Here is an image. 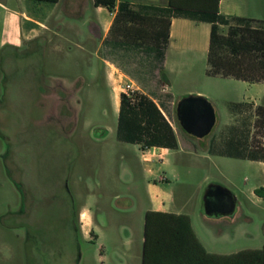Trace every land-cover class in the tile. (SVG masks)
<instances>
[{
	"label": "rangeland",
	"instance_id": "rangeland-1",
	"mask_svg": "<svg viewBox=\"0 0 264 264\" xmlns=\"http://www.w3.org/2000/svg\"><path fill=\"white\" fill-rule=\"evenodd\" d=\"M47 3L52 29H42L19 48H0V264H144L146 212L154 204L150 181L159 171L152 173L140 146L118 139L116 93L132 83L165 99L170 119L187 131L179 102L168 96L165 67L155 51L115 45L113 39L102 47L88 21L71 23L62 3ZM252 12L253 25L264 27V0ZM100 15L90 4L85 18ZM4 23L0 6V36ZM208 69L204 59L174 79L178 98L205 94L214 103L218 121L209 135L231 122V107L242 115L247 105L254 111V99L264 105V83L213 77ZM259 118L258 110L249 123L244 118L254 145L264 144ZM218 159L184 171L192 183L171 176L173 186L190 198L184 210L196 213L201 235L215 252L263 247L264 196L256 188L264 185V163ZM217 182L233 190L239 209L222 221L198 219ZM83 208L104 225L90 233L82 229Z\"/></svg>",
	"mask_w": 264,
	"mask_h": 264
},
{
	"label": "trees",
	"instance_id": "trees-1",
	"mask_svg": "<svg viewBox=\"0 0 264 264\" xmlns=\"http://www.w3.org/2000/svg\"><path fill=\"white\" fill-rule=\"evenodd\" d=\"M94 2L110 10H115L117 4V0ZM220 4L221 0H170L167 6L143 4L137 8L131 1L121 0L107 40L113 39L115 45L131 43L150 48L164 64L173 17L207 20L213 23L208 73L253 82L264 81V27L253 25L255 19L251 17L227 16L221 12ZM223 25L228 26L227 31H224ZM162 104L167 108L165 99ZM257 110L260 114L258 120L263 127L264 105H259ZM117 136L121 140L142 143L144 148L180 145L177 132L165 111L155 97L144 91L138 92L134 98L122 92ZM245 156L264 158V144H253L250 153ZM256 191L264 196V185ZM143 262L264 264V246L229 253L215 252L204 244L189 213L149 209L146 214Z\"/></svg>",
	"mask_w": 264,
	"mask_h": 264
},
{
	"label": "crops",
	"instance_id": "crops-1",
	"mask_svg": "<svg viewBox=\"0 0 264 264\" xmlns=\"http://www.w3.org/2000/svg\"><path fill=\"white\" fill-rule=\"evenodd\" d=\"M120 1L121 0H117L115 10H110L105 5H96L94 0H58L57 2L52 3L54 5L63 4L70 17L69 21L71 23H73L77 18H82L83 22L88 21L91 26L90 35L94 38H99L101 40V46L103 47L107 42V38L111 34V27ZM129 1H131L132 5L137 8L143 4L167 6L170 3V0ZM47 2L50 1L0 0V6L5 9V27L0 36V48L4 46L19 48L25 41L38 36L42 29H52L48 20L50 15H52V10L46 9L49 4ZM256 2L257 5H261L263 0H221V12L229 17L246 16L256 18L257 14L252 12V8L255 6ZM90 4H93L97 11L101 14L97 19L89 20L85 18ZM226 28L228 30V26L223 25L224 31H226ZM212 31L213 23L210 21L185 16L173 17L171 37L166 50L164 63L166 72L165 84L167 86L165 89L168 91V95H172V103L176 104V102H179V100L184 96L181 94L178 98L176 94L177 84L174 79V74H186L191 71V67H195L198 62L204 59H207L209 62ZM77 45L82 49L84 48L82 43H78ZM106 61L108 60L106 59ZM210 75L218 78L226 77L223 75ZM240 80L250 82L253 85L264 83V81L253 82L245 79ZM198 91L205 92L203 89H199ZM206 93L208 92L206 91ZM121 94L122 91H119L118 94L116 93L119 99L117 103H121ZM208 94L211 95L210 93ZM155 99L161 105L167 117L172 122L177 132L180 145L178 147L153 145L151 147L144 148L143 144L139 142L126 140L122 141L135 143L140 146L143 150L144 160L150 163V170L152 173L159 171L157 179L150 181V189L153 195L154 204L149 209L189 213L192 216L193 225L198 235L208 247L205 239L201 235L200 229L198 228L196 213L184 210L190 200L187 195V191L185 193H180V191L173 186V179L171 176L180 182L183 181L185 183H192V180L189 177L183 176L184 171L191 173L199 166L209 167L216 164L219 160L218 158L222 156L244 158L264 163L263 157L252 158L250 156H245V154L248 155L250 153V150L253 147V134L250 133V127L248 125L247 127L243 126L245 117L248 119V123L250 122L251 113H253L254 117H256L257 106L261 104V100L254 99V111H252L250 105H247L248 107L243 109L242 115H239V111H237L235 107H231V122L223 126V129H220V133L216 132L214 135L208 134L204 137H196V135L191 134L188 131H183L181 128L177 127V125L170 119L162 102H160L156 97ZM240 120H242V122ZM199 141L205 144L203 149L199 146ZM236 198L239 209L240 200L237 195ZM80 214L82 229H85L87 233H90V228L96 225H104L103 223L97 222L91 211L87 208L81 209ZM209 214L211 213L206 210V213L199 215L198 219L199 217L209 219L208 216H214L213 218H215V220L222 221L226 218L225 216H228V213ZM208 249L210 248L208 247Z\"/></svg>",
	"mask_w": 264,
	"mask_h": 264
},
{
	"label": "water",
	"instance_id": "water-1",
	"mask_svg": "<svg viewBox=\"0 0 264 264\" xmlns=\"http://www.w3.org/2000/svg\"><path fill=\"white\" fill-rule=\"evenodd\" d=\"M178 115L183 127L199 137L210 134L218 121L217 109L205 94L184 95L178 103ZM205 207L211 214L235 213L238 209L236 194L223 184L213 183L206 195Z\"/></svg>",
	"mask_w": 264,
	"mask_h": 264
},
{
	"label": "built area",
	"instance_id": "built-area-1",
	"mask_svg": "<svg viewBox=\"0 0 264 264\" xmlns=\"http://www.w3.org/2000/svg\"><path fill=\"white\" fill-rule=\"evenodd\" d=\"M140 91H143L141 90L140 86H136L135 84L130 83L126 91H123V92L128 93L131 97L134 98L136 97L137 93Z\"/></svg>",
	"mask_w": 264,
	"mask_h": 264
}]
</instances>
